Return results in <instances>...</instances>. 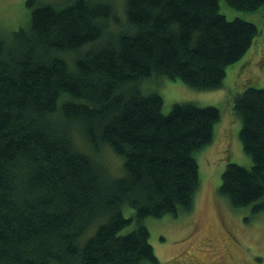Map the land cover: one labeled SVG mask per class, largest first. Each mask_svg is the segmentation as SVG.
<instances>
[{"label":"trees","instance_id":"obj_1","mask_svg":"<svg viewBox=\"0 0 264 264\" xmlns=\"http://www.w3.org/2000/svg\"><path fill=\"white\" fill-rule=\"evenodd\" d=\"M221 1L125 0L121 20L109 0H25L28 23L0 28V264L158 263L146 219L192 210L195 155L220 111L177 102L164 113L151 86H221L258 34L250 21L227 19ZM232 98L251 164L228 162L218 192L256 214L264 86ZM104 149L121 159L119 173L99 163Z\"/></svg>","mask_w":264,"mask_h":264},{"label":"rangeland","instance_id":"obj_2","mask_svg":"<svg viewBox=\"0 0 264 264\" xmlns=\"http://www.w3.org/2000/svg\"><path fill=\"white\" fill-rule=\"evenodd\" d=\"M109 1L117 17L124 19L125 0ZM219 11L227 19L242 18L258 29L246 54L227 67L221 86L196 89L180 79H161L151 86L162 96L164 113L177 102L212 105L220 111L211 143L195 155L200 184L192 210L176 217L146 219L157 264H264V210L252 214L250 206L233 208L218 192L221 174L228 162L251 164L242 149L241 123L233 110L232 96L248 85L264 86V6L242 10L222 0ZM28 20L25 0H0L1 29L16 30ZM98 161L109 167L110 174L120 172L121 159L108 149L99 154Z\"/></svg>","mask_w":264,"mask_h":264}]
</instances>
